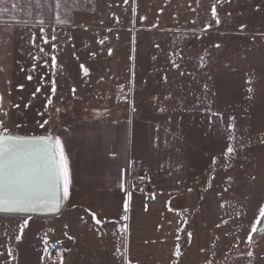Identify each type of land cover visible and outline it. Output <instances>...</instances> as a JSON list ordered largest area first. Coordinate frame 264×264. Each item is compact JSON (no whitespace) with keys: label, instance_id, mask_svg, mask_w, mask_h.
<instances>
[{"label":"crops","instance_id":"crops-1","mask_svg":"<svg viewBox=\"0 0 264 264\" xmlns=\"http://www.w3.org/2000/svg\"><path fill=\"white\" fill-rule=\"evenodd\" d=\"M99 3L0 0V133L55 136L60 142L59 153L63 150V171L65 161L68 168L66 205L59 215H0V249H16L14 244L23 237V249H45L33 264H140L131 253L138 234L148 230V225L144 230L140 222L159 221L155 230L162 232L161 223L174 218L170 212L177 198L184 199L183 205L192 204L191 181H200V173H208V164L212 167L217 158L232 155L227 152L229 147L234 153L249 141V74L219 69L209 94L204 71L199 70L195 83L189 62L187 70L184 64L185 70L176 72L174 52L165 55L166 65L161 56H145L138 49L130 57L131 65L119 74L118 97L109 89L102 102L119 110V116L64 124V66L57 37L95 16ZM92 73L87 69V76ZM130 89H134L132 93ZM39 110L50 113L37 115ZM26 126L50 128L42 133L15 130ZM132 163L139 165L160 191L161 208L154 219L139 214L144 194L129 187ZM174 182H184L179 193L171 186ZM129 219L136 225L134 244L127 240ZM6 224L12 225L11 231L5 230ZM90 226L93 231L100 230L98 238L87 232ZM48 236H56L50 247L45 240ZM56 244L67 252L60 259L52 257Z\"/></svg>","mask_w":264,"mask_h":264},{"label":"rangeland","instance_id":"rangeland-1","mask_svg":"<svg viewBox=\"0 0 264 264\" xmlns=\"http://www.w3.org/2000/svg\"><path fill=\"white\" fill-rule=\"evenodd\" d=\"M57 39L64 66V124L119 116V110L102 103L103 98L109 89L118 97L120 71L129 68L137 49L145 56H161L163 65L165 55L174 52L176 72L187 70L190 63L195 83L201 69L209 94L215 71L239 69L249 74L248 143L227 158H217L212 167L208 164L200 181H191L192 204L183 205L184 199L177 198L170 212L174 218L161 223L162 232L155 230L159 221L140 222L148 230L138 234L131 253L140 264H264V232L259 228L264 209V0H100L95 16ZM84 69L93 73L87 76ZM49 128L15 130L42 133ZM171 186L179 193L184 182ZM150 192L159 200L146 212L149 202L140 199L139 214L146 220L154 219L161 208V194L153 182ZM6 225L11 231L12 225ZM86 225L82 220L81 226ZM126 226L128 243L132 239L134 244L136 225L129 219ZM87 232L98 238L100 230L90 226ZM55 237H46L47 247ZM24 241H17L16 249H0V264L35 263L45 249H23ZM66 253L63 249V257Z\"/></svg>","mask_w":264,"mask_h":264},{"label":"snow or ice","instance_id":"snow-or-ice-1","mask_svg":"<svg viewBox=\"0 0 264 264\" xmlns=\"http://www.w3.org/2000/svg\"><path fill=\"white\" fill-rule=\"evenodd\" d=\"M212 12L215 17V7H213ZM216 47H220V45H216ZM52 63L55 66V56L52 57ZM84 71L87 74V69ZM31 78V76L28 77L29 80ZM249 90L251 91V89ZM213 115L220 114L214 113ZM2 127L0 125V128ZM59 143L57 140L56 144ZM233 151L232 147L227 149L229 154ZM37 157L42 158L38 159ZM60 160H63L62 149ZM67 174L68 168L65 161V183H62L60 164L50 139L46 140L43 137L28 139L0 135V211H33L35 210L33 205L44 199V193L49 189L62 188L64 194L67 195ZM125 209L127 210V205H125ZM261 214L264 215V209L261 210ZM252 231L255 233L257 229L253 228ZM248 240L251 243L253 236L250 235Z\"/></svg>","mask_w":264,"mask_h":264},{"label":"water","instance_id":"water-1","mask_svg":"<svg viewBox=\"0 0 264 264\" xmlns=\"http://www.w3.org/2000/svg\"><path fill=\"white\" fill-rule=\"evenodd\" d=\"M2 125V124H0ZM3 128V127H2ZM0 128V130H2ZM0 135L5 136H14V137H20L15 136L12 134L7 133H0ZM24 138H41V137H24ZM44 138V137H43ZM46 140L50 139V142L52 143V146L56 152L58 163L60 164L61 168V181L62 183H65V177H64V171L62 166V161L60 160V153L58 150V147L56 145V142L53 138H45ZM38 159H41L42 157H37ZM45 198L36 202L33 207L35 210L33 211H20V212H7V211H0V215L3 216H36V217H54L59 215L65 208L66 205V195L63 192V189H57V190H47L44 193ZM260 231L264 232V215L261 219L260 225H259Z\"/></svg>","mask_w":264,"mask_h":264},{"label":"built area","instance_id":"built-area-1","mask_svg":"<svg viewBox=\"0 0 264 264\" xmlns=\"http://www.w3.org/2000/svg\"><path fill=\"white\" fill-rule=\"evenodd\" d=\"M129 187H135L142 190L144 197L148 200L149 204L144 205V209L148 212L151 209V205L158 202L159 197L157 194L150 192L152 187V181L145 171L137 164H131L128 175ZM63 248L61 244H56L52 250V257L60 259L63 257Z\"/></svg>","mask_w":264,"mask_h":264},{"label":"bare ground","instance_id":"bare-ground-1","mask_svg":"<svg viewBox=\"0 0 264 264\" xmlns=\"http://www.w3.org/2000/svg\"><path fill=\"white\" fill-rule=\"evenodd\" d=\"M56 137H53V139H55ZM56 140V139H55Z\"/></svg>","mask_w":264,"mask_h":264}]
</instances>
